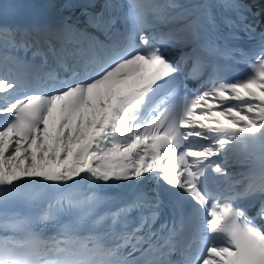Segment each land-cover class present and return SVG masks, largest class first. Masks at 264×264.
<instances>
[{
  "label": "snow or ice",
  "instance_id": "snow-or-ice-1",
  "mask_svg": "<svg viewBox=\"0 0 264 264\" xmlns=\"http://www.w3.org/2000/svg\"><path fill=\"white\" fill-rule=\"evenodd\" d=\"M0 264H264V8L0 0Z\"/></svg>",
  "mask_w": 264,
  "mask_h": 264
}]
</instances>
